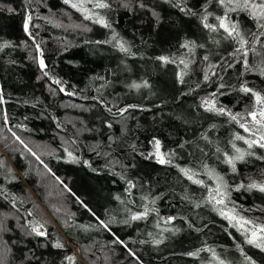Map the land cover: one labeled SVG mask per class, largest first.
<instances>
[{
    "label": "trees",
    "instance_id": "16d2710c",
    "mask_svg": "<svg viewBox=\"0 0 264 264\" xmlns=\"http://www.w3.org/2000/svg\"><path fill=\"white\" fill-rule=\"evenodd\" d=\"M106 2L109 9L86 8L110 28L63 0H0V45H12L0 52V264H217L208 249L226 264H245V255L264 264V251L244 243L206 203L212 170L229 185L224 211L234 206L264 222V194L233 190L264 180L257 158L264 149L233 173L225 153L235 154L232 142L246 149L233 138L247 134L204 106L214 101L247 119L253 100L239 88L264 94V48L255 43L260 55L250 51L245 70L237 43L203 27L206 12L213 24L223 15L216 0ZM29 14L31 35L24 31ZM230 15L251 48L255 24ZM154 140L171 163L150 155ZM180 168L198 173L193 179L204 186ZM145 208V218L131 220ZM32 225H43L46 237Z\"/></svg>",
    "mask_w": 264,
    "mask_h": 264
},
{
    "label": "snow or ice",
    "instance_id": "6c2138e0",
    "mask_svg": "<svg viewBox=\"0 0 264 264\" xmlns=\"http://www.w3.org/2000/svg\"><path fill=\"white\" fill-rule=\"evenodd\" d=\"M209 3L212 0H208ZM63 3L69 5L73 9H77L82 11L84 14V19L93 20L94 23L100 24L105 28H110L111 25L104 19L103 16L99 15V13L91 12L88 8L85 7V4H90L93 9H109L110 4L106 2V0H79L78 3L72 2V0H63ZM216 3L219 7L224 10L223 15H217L215 17L216 23H209V16L212 15L210 12H206V14L202 17L203 27L210 32H217L222 30L225 33V39L235 41L238 45L234 49V54L238 55L239 58L243 62V66L245 70L250 69L249 64V52L251 51L254 55H260L256 51L255 43H260L261 47L264 48V42H261V37H264V0H216ZM143 7V5H141ZM183 11V9H181ZM12 9H9L11 12ZM232 13L237 14H245L249 20H251L257 30L258 33H252L254 38V43L252 47H249V40L245 38V35L241 29V26L238 21H236L232 15ZM195 15L196 13H192ZM32 21V16L29 14L25 17L24 21V31L26 34L31 35L30 30V22ZM115 39V36H113ZM98 41L97 43H106ZM12 45L9 43H4L0 45V52H2L5 48L11 47ZM182 47H188L187 44L182 45ZM119 50L121 52L127 53L129 51L128 48L124 46L123 43H119ZM160 60L165 63L169 62L166 57H159ZM205 60L208 57H204ZM181 63H184L181 61ZM261 64H264V56H261ZM39 66L43 71L46 67L43 59L39 61ZM231 66V65H229ZM187 64H185V68ZM43 74L45 76L48 75L47 71H44ZM260 74L264 77V67L260 68ZM207 75L205 79H207ZM56 83H60V81H55ZM143 86H147L146 84ZM133 88H140L141 85L133 84L131 85ZM63 91V89H61ZM239 91L244 95H250L252 97L253 103L251 109L247 112V119L244 115L240 113L232 114L230 111L226 110L223 107L217 108L214 101H204L205 110L209 112H215L220 115H228L232 122H236L241 129H243L244 133L247 135H241L239 133L234 135V141H243L245 145H247L246 149H242L236 145L235 142L231 143V147L234 150L235 154L225 153L224 163L230 166L233 173L236 172L237 162L246 161L247 157H252L256 155L254 149H264V94L260 91H257L251 87H248L246 83H242L240 85ZM215 95V94H213ZM0 102H2V97H0ZM243 121V122H241ZM19 139V137H17ZM23 143V141H21ZM154 148L155 152L150 155H155L156 162L159 164H167L171 163L170 159H168L167 154L161 153V142L159 140H154ZM219 152L220 149H217ZM71 159L68 162H75V158L72 157V153H68ZM150 158V157H146ZM258 159H264V156H257ZM207 170V165L204 166ZM180 172L187 177L188 180L192 181L200 186H204V181L199 179H193L194 176L198 175V173L193 172L191 169L180 168ZM207 174L209 177L215 182V187H208L207 192L208 196L206 198V203L211 204L215 210L219 212V214L229 222L230 227H235L238 231L241 232V235L244 237V243L251 245L255 248L264 251V222H257L253 219L245 218L240 215L236 208L233 206L228 211H224V208L227 207L229 201V185L224 181L223 176L216 174L212 170H208ZM133 185L129 182V189H131ZM241 189L252 192L257 191L261 194H264V180L256 181L250 180L249 183L244 184L241 183L237 185L233 190L240 191ZM149 209L145 208L144 212L139 214H133L131 216V220H140L145 218L148 215ZM31 215V213H29ZM174 219L173 217L168 218V222ZM127 222V221H126ZM103 224V222H101ZM107 227V225H103ZM43 225H32L31 231L35 236L38 237H46L47 233L42 230ZM117 243H122L121 241H115ZM54 248H63L64 245L60 242H56L52 245ZM239 247V245L237 246ZM212 251V259L217 262V264H226L223 259H220L214 250L208 249ZM243 254V250L241 249ZM190 255H196V253H190ZM69 262H74V257L69 256L66 257ZM245 264H253L251 259L245 255Z\"/></svg>",
    "mask_w": 264,
    "mask_h": 264
},
{
    "label": "rangeland",
    "instance_id": "374dc122",
    "mask_svg": "<svg viewBox=\"0 0 264 264\" xmlns=\"http://www.w3.org/2000/svg\"><path fill=\"white\" fill-rule=\"evenodd\" d=\"M73 2H74V3H78V2H79V0H73ZM85 7H86V4H85Z\"/></svg>",
    "mask_w": 264,
    "mask_h": 264
}]
</instances>
